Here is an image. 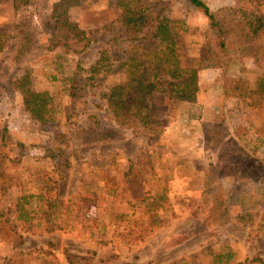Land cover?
<instances>
[{
  "label": "rangeland",
  "instance_id": "obj_1",
  "mask_svg": "<svg viewBox=\"0 0 264 264\" xmlns=\"http://www.w3.org/2000/svg\"><path fill=\"white\" fill-rule=\"evenodd\" d=\"M57 1L28 0L15 13L10 1L0 0V35H13L16 23L27 16L44 42L53 26L50 7ZM148 1L167 3L163 13L187 26L175 47L166 50L183 66L197 63L201 47L215 46L200 10L184 0ZM202 1L215 10L236 0ZM247 2L254 13L264 15V0ZM66 16L89 36L90 47L79 55L57 47L27 63L33 89L51 98L47 122L31 125L12 87L26 66L8 61L13 40L0 52V213L9 212L13 219L20 196L45 194L57 204L51 219L63 229L39 232L44 219L31 201L38 213L31 223L39 222V228L31 227V232L15 222L21 244L0 230V264H68L66 254H94L100 264H264V95L255 91L263 70L230 46L223 69L198 73L195 104L173 102L165 94L154 97L151 114L160 125L157 135L123 129L118 142L81 144L72 138L89 116L96 117L101 128H115L100 94L122 82L119 64L133 49L151 44L126 39L110 0H79ZM101 54L111 67L99 68L96 85H91L85 71ZM231 76L249 81L253 93L245 106L232 105L224 96L223 80ZM57 134L68 135L69 143ZM53 140L66 151V169L57 159L44 158ZM240 174L252 178H236ZM156 193L163 194L164 202L149 213L138 203ZM216 197L226 198L228 216L247 210L255 222L228 224L168 246L169 238L186 234L203 215L201 208ZM120 214L124 216L118 221ZM47 244L52 256L33 253Z\"/></svg>",
  "mask_w": 264,
  "mask_h": 264
},
{
  "label": "trees",
  "instance_id": "obj_2",
  "mask_svg": "<svg viewBox=\"0 0 264 264\" xmlns=\"http://www.w3.org/2000/svg\"><path fill=\"white\" fill-rule=\"evenodd\" d=\"M3 1V0H2ZM13 11H21L28 5V0H8ZM118 11L116 21L122 27L125 37L131 42L149 40L148 49H133L119 64L124 78L118 85L109 88L100 94L104 102L110 121L115 128L104 129L96 117L89 116L86 122L77 126L72 140L81 144L114 143L123 139L122 130L131 129L143 135H157L159 123L152 121L151 114L153 99L165 94L173 102L195 104L198 93V73L204 69L221 70L228 60L230 46L239 53V57H246L257 64L263 73L256 80L255 91L264 95V15L254 13L248 6L247 0H236L231 5L211 10L202 0H184L192 7L201 11L206 19L208 29L213 33L215 46L201 47L198 52V61L194 65L183 66L179 57L168 55L166 50L174 48L181 33L187 31V26L181 21L170 20L164 10L168 4L161 1L148 0H110ZM79 0H59L50 7V20L53 24L50 36L41 42L36 34L30 19L22 16L21 21L14 26L13 35H0V52L8 40H13L14 48L8 57L13 64L26 62L22 75L12 83V87L19 93L22 105L29 113L30 124L40 125L49 120L53 111L51 98L46 92H37L30 81L29 59L40 58L55 48L61 47L64 52L74 55L82 54L91 44L90 38L74 22L70 21L66 13L70 7L78 5ZM28 65V66H27ZM111 67L108 58L101 54L91 67L86 70L90 76L86 81L94 85V74L99 68ZM96 85V84H95ZM222 90L226 100L232 105L248 104L252 89L249 81L243 76L225 77ZM214 130V129H213ZM63 143H69L65 134L56 135ZM66 151L56 147L54 140L44 149V158L62 162L63 168L69 167ZM214 176V169L210 171ZM252 178L250 174H240L236 178ZM37 203V212L44 219V226L39 232L52 233L63 230L51 219L52 211L57 204L47 198L45 194L22 195L17 199L14 214L10 219L7 213H0V230L7 231L22 243V236L17 233L15 222L21 227L39 228V222L32 224L37 212L32 208L31 201ZM164 202L162 193L144 196L138 203L147 212L154 213L156 208ZM228 202L224 197L210 199L201 208L203 215L197 219L191 229L184 235H174L169 238L168 246H176L190 238L205 232H212L228 224L255 222L249 211L236 217L228 216ZM124 215H118L121 221ZM244 220V221H243ZM32 224V225H31ZM264 229V217L260 228ZM252 233V234H251ZM251 236L255 235L250 230ZM264 235V231H262ZM252 236V237H253ZM50 244L47 248L33 251L43 257L52 256ZM90 256L66 254L68 264H100ZM54 263H55V259ZM227 257L226 262H228ZM227 264V263H225Z\"/></svg>",
  "mask_w": 264,
  "mask_h": 264
},
{
  "label": "crops",
  "instance_id": "obj_3",
  "mask_svg": "<svg viewBox=\"0 0 264 264\" xmlns=\"http://www.w3.org/2000/svg\"><path fill=\"white\" fill-rule=\"evenodd\" d=\"M186 104H189V103H186Z\"/></svg>",
  "mask_w": 264,
  "mask_h": 264
}]
</instances>
